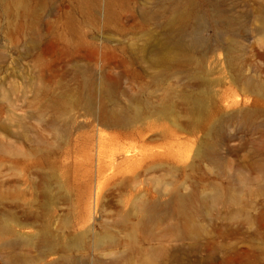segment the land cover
I'll list each match as a JSON object with an SVG mask.
<instances>
[{"label":"rangeland","instance_id":"obj_1","mask_svg":"<svg viewBox=\"0 0 264 264\" xmlns=\"http://www.w3.org/2000/svg\"><path fill=\"white\" fill-rule=\"evenodd\" d=\"M260 5L0 0V264H264Z\"/></svg>","mask_w":264,"mask_h":264},{"label":"bare ground","instance_id":"obj_2","mask_svg":"<svg viewBox=\"0 0 264 264\" xmlns=\"http://www.w3.org/2000/svg\"><path fill=\"white\" fill-rule=\"evenodd\" d=\"M190 15V13L186 10L176 11V17L179 19L180 23V31L184 29V25L186 22L187 17ZM255 17L259 21L260 28L258 31L260 33L264 32V5H260L257 9ZM257 31V32H258ZM193 48L192 45L189 42H186L184 39H176V40H171L169 41V44L165 47V51L161 54L162 56L159 59H165L167 57L169 58H175V57H190V53L192 52ZM246 84H249V81L246 82ZM100 88L103 91H107V87L103 85V83L100 84ZM198 105L197 107H199ZM110 120L113 123H122L127 120V115L123 112H118V113H111L110 114ZM215 197H218V194H215ZM180 209L184 210L183 205L180 203ZM142 214L143 218L146 221L153 220L158 217L159 211H158V206L155 204H146L142 207ZM9 230V228H6V231Z\"/></svg>","mask_w":264,"mask_h":264}]
</instances>
